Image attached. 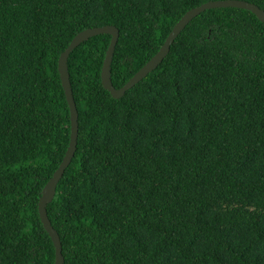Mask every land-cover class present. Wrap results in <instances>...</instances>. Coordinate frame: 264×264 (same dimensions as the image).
I'll use <instances>...</instances> for the list:
<instances>
[{
	"label": "trees",
	"instance_id": "obj_1",
	"mask_svg": "<svg viewBox=\"0 0 264 264\" xmlns=\"http://www.w3.org/2000/svg\"><path fill=\"white\" fill-rule=\"evenodd\" d=\"M206 1L0 0V264L55 263L38 202L70 142L61 52L117 26L119 88ZM110 41L68 58L77 148L47 205L64 264H264V22L202 11L121 97Z\"/></svg>",
	"mask_w": 264,
	"mask_h": 264
},
{
	"label": "water",
	"instance_id": "obj_2",
	"mask_svg": "<svg viewBox=\"0 0 264 264\" xmlns=\"http://www.w3.org/2000/svg\"><path fill=\"white\" fill-rule=\"evenodd\" d=\"M227 6H236L248 9L255 13L260 20L264 22V9L261 8L258 4L250 2L247 0H209L198 6H195L189 9L173 26L172 30L165 39L163 45L159 51L144 65L142 66L123 86L116 88L112 82L111 68L112 60L114 56V51L116 44L119 39V28L113 24H105L102 26L88 27L80 32H78L67 48L61 52L58 60V67L60 71V76L62 84L65 90L67 101L69 103L70 112H71V135L70 142L67 147L66 153L61 161L59 167L55 170L52 177L48 180L45 186L42 189L41 196L39 198V214L41 221L45 229L50 234L53 243L55 245V263L54 264H64L65 257L62 252V242L61 237L53 226L47 211V205L51 202L55 196L57 184L60 178L63 176L65 168L70 164L76 148L78 140V130H79V113L77 104L74 98L73 89L70 80V72L68 67V58L70 53L83 41L88 38L100 34V33H109L111 34V41L106 51V55L103 61L101 79L104 87L108 89L114 97H121L125 92L142 79L147 73L156 68L159 63L164 59V57L170 51L171 44L178 36V34L185 28V26L199 13L202 11L213 8V7H227Z\"/></svg>",
	"mask_w": 264,
	"mask_h": 264
},
{
	"label": "clouds",
	"instance_id": "obj_3",
	"mask_svg": "<svg viewBox=\"0 0 264 264\" xmlns=\"http://www.w3.org/2000/svg\"><path fill=\"white\" fill-rule=\"evenodd\" d=\"M166 38H167V37H166ZM156 53H157V52H156ZM156 53H155V54H156ZM155 54H154V55H155ZM111 69H112V68H111ZM129 80H130V79H129ZM127 82H128V81H127Z\"/></svg>",
	"mask_w": 264,
	"mask_h": 264
}]
</instances>
